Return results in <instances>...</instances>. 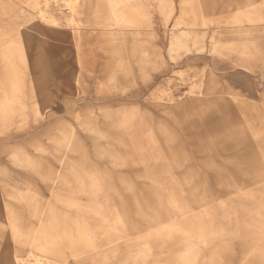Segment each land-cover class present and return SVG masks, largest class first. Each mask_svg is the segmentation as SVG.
I'll use <instances>...</instances> for the list:
<instances>
[{"label": "rangeland", "instance_id": "obj_1", "mask_svg": "<svg viewBox=\"0 0 264 264\" xmlns=\"http://www.w3.org/2000/svg\"><path fill=\"white\" fill-rule=\"evenodd\" d=\"M0 264H264V0H0Z\"/></svg>", "mask_w": 264, "mask_h": 264}]
</instances>
